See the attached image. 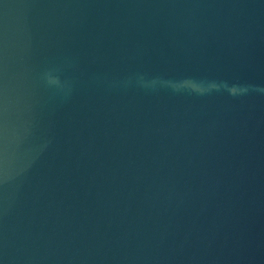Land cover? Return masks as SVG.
<instances>
[{
	"label": "water",
	"instance_id": "95a60500",
	"mask_svg": "<svg viewBox=\"0 0 264 264\" xmlns=\"http://www.w3.org/2000/svg\"><path fill=\"white\" fill-rule=\"evenodd\" d=\"M0 264H264V0H0Z\"/></svg>",
	"mask_w": 264,
	"mask_h": 264
}]
</instances>
